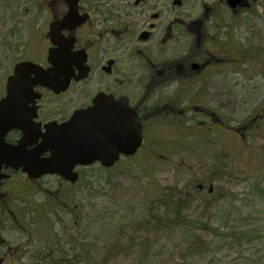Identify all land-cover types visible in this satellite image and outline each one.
Wrapping results in <instances>:
<instances>
[{
	"label": "rangeland",
	"instance_id": "1",
	"mask_svg": "<svg viewBox=\"0 0 264 264\" xmlns=\"http://www.w3.org/2000/svg\"><path fill=\"white\" fill-rule=\"evenodd\" d=\"M176 1L153 5L159 8L157 21L149 16L153 11L146 14L158 27L155 41L165 40L167 58L183 59L208 40L221 73L182 94L180 127L154 142L150 158L138 154L110 173L84 174L80 230L69 227L73 246L52 219L55 259L264 264V0H244L235 9L225 0ZM120 2L111 0L110 6ZM20 6L22 0H0V97L15 64L5 47L20 46L7 37V30L23 22ZM164 196L184 201L177 218L166 219ZM153 213L157 225L150 221ZM63 222L70 218L63 215Z\"/></svg>",
	"mask_w": 264,
	"mask_h": 264
},
{
	"label": "flooded vegetation",
	"instance_id": "2",
	"mask_svg": "<svg viewBox=\"0 0 264 264\" xmlns=\"http://www.w3.org/2000/svg\"><path fill=\"white\" fill-rule=\"evenodd\" d=\"M22 1L19 10L23 22L7 30L8 39L20 44L15 50L5 47L7 57L13 56L15 61L7 79L14 74L16 65L26 62L40 66L48 77L47 86L39 83L36 74L21 72L16 78L20 86L30 85V90L22 96L26 102V108H23L27 109L24 115L33 114L34 117L27 120L23 128L9 130L4 137L8 145L24 144L22 153L27 166L2 165L0 168V264H53L59 258L55 259L53 240L49 239L52 219L60 224L61 233L68 238L65 242L73 246L74 236L69 232L70 229L80 230L84 174L93 169L110 173L122 161L138 154L150 158L154 142L171 138L180 127L182 94L221 72L215 70L214 64L219 65V62L212 57L211 53L216 52L212 51L208 40L209 45L192 50L183 59L175 55L166 57L165 40L155 41L158 27L151 23L159 18V8L153 5L159 6L161 0H121L120 5L113 6H110L111 0H76V23L54 35L67 41L69 52L78 61H83L85 71L79 72L74 67L67 90L56 92L55 87L49 88V50L54 48L50 27L66 18L70 5L64 0ZM178 3L173 0V4ZM149 11H153L149 15L151 20L146 16ZM120 14L125 15L121 17ZM168 35L171 36L170 32ZM220 61L227 69L226 60ZM82 76L83 79L77 80ZM194 81L195 85L192 84ZM6 82L1 87L0 100L6 96ZM97 95L106 96L109 101L97 104L100 107L127 104L131 109L114 113L115 116H132L134 113L142 137L136 153L120 155L110 168L99 162L89 166L74 165L70 170V178L74 181L49 173L30 177L28 173L40 172L39 165L49 167L50 125H63L75 112L94 107L93 100ZM134 95H139L135 101ZM123 99L127 103H117ZM97 115L99 130L113 131L112 124L105 121L112 113L106 111ZM124 168L128 169V164ZM198 190H205L204 185H198ZM63 215L70 218L71 226L70 222H63Z\"/></svg>",
	"mask_w": 264,
	"mask_h": 264
},
{
	"label": "water",
	"instance_id": "3",
	"mask_svg": "<svg viewBox=\"0 0 264 264\" xmlns=\"http://www.w3.org/2000/svg\"><path fill=\"white\" fill-rule=\"evenodd\" d=\"M64 1L70 5L68 15L61 23H52L50 27L51 33H53L51 40L54 48L49 50V65L51 66L49 68V88L55 87L56 92L67 90L70 79L74 75V67L79 72L85 71L82 66L83 61H78L69 52L70 45H67V41L54 35L55 32L76 23L74 20L76 0ZM225 1L231 9H235L244 0ZM21 72L36 74L39 77V83L42 86H47L46 72L40 66L29 62L16 65L14 74L7 79L6 96L0 100V168L2 165L14 168L27 166L24 153H22L24 144L20 142L18 146H11L4 141L9 130L23 128L26 121L34 117L33 114L24 115L27 109H24L26 102L22 96L30 90V85H19L16 78ZM83 77L77 78V80L83 79ZM108 102L106 96L97 95L93 100L94 107L75 112L70 121L63 125L58 126L54 123L50 125L49 167L48 165H39L40 172L38 174L28 173V175L35 178L49 173V175L71 179L70 170L74 165L89 166L99 162L102 166L110 168L119 160L120 155H134L142 142L140 125L136 122L134 113L132 116H115L114 113L131 110L127 104L123 107L112 108L97 105ZM117 103H127V100L123 99ZM106 111L112 113V117L105 121L112 124L113 131H100L97 127L100 122L97 114ZM44 143H46L45 140ZM71 181H74V178ZM211 191L212 186L209 188V192Z\"/></svg>",
	"mask_w": 264,
	"mask_h": 264
},
{
	"label": "trees",
	"instance_id": "4",
	"mask_svg": "<svg viewBox=\"0 0 264 264\" xmlns=\"http://www.w3.org/2000/svg\"><path fill=\"white\" fill-rule=\"evenodd\" d=\"M163 198V197H162ZM177 197H172V196H164V202H163V206L164 208L167 210L166 211V219H170V218H177L178 215H179V209H180V206L182 205V203L184 201H174V199H176ZM162 200V199H161ZM149 208H152L149 206ZM152 213V211H151ZM150 215H153L151 217V223L152 224H158L160 223V218H159V215L158 214H150ZM164 222V218L162 217V220H161V223L163 224ZM150 223V222H149ZM150 225V224H149ZM81 252V248H78V255L79 253ZM78 259L75 258V260H65L64 257L62 256L60 260H54L53 264H78Z\"/></svg>",
	"mask_w": 264,
	"mask_h": 264
}]
</instances>
